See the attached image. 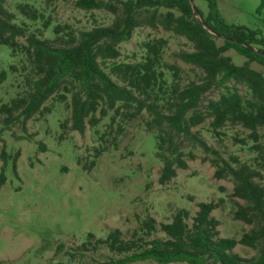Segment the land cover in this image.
Here are the masks:
<instances>
[{"label": "trees", "instance_id": "1", "mask_svg": "<svg viewBox=\"0 0 264 264\" xmlns=\"http://www.w3.org/2000/svg\"><path fill=\"white\" fill-rule=\"evenodd\" d=\"M205 1L206 13L196 5L202 24L190 0H76L79 9L112 13V22L80 31L70 25H56L55 37L50 40L43 37L42 29L18 23L16 13L0 0V46H8L13 55L25 56L27 62L23 67L27 73L26 90L0 105L1 143L4 131L15 125L26 131L27 122L35 115L50 113L51 108L45 106L50 99L66 103L70 98L71 114L62 128L68 122L72 130L81 134L87 125L97 127L110 113V128L120 118L133 121L145 117V128L155 135L156 155L163 164L159 182L168 183L177 175V169L188 168L187 159L196 158L192 151L183 149L184 143L200 147L205 153L203 160L215 168V178L230 179L233 198L244 202L236 203L234 218L253 225L240 238L222 237L220 221L212 215L219 204L200 202L193 217L187 209H178L170 222L159 226L153 217H147L130 237L118 228L101 238L89 233L85 242L68 252L72 260L93 256L106 248L112 254L125 256L108 262L92 257L89 264H128L138 260L160 264H264V132L260 131L264 128V71L254 67L264 68V37L257 29L228 23L217 0ZM259 9L264 10V0ZM17 11L34 22L44 17L29 3L19 4ZM50 23L47 18L43 28ZM140 26L162 27L187 39L193 50L180 51L176 56L200 70L198 79L183 82L182 68L165 58L168 40L163 37L145 41L138 60L117 61L119 45ZM229 51L243 56L245 61L236 64ZM7 74L0 70V84ZM239 85L245 87V93ZM214 89L220 90L218 97L207 98ZM208 119L216 137L222 135L226 125L249 130L248 139L253 142L250 148L256 155L250 161L234 155L224 157L194 130ZM0 156L2 185L8 158L13 160L16 172L19 153L11 157L3 147ZM158 230L165 236L152 238ZM239 244L261 246L257 255L246 258L234 252Z\"/></svg>", "mask_w": 264, "mask_h": 264}, {"label": "rangeland", "instance_id": "2", "mask_svg": "<svg viewBox=\"0 0 264 264\" xmlns=\"http://www.w3.org/2000/svg\"><path fill=\"white\" fill-rule=\"evenodd\" d=\"M75 1L5 0V6L16 13L18 23L42 29L43 37L50 40L55 37L53 28L56 25H70L80 31L112 22V13L79 9ZM193 1L206 13L205 0ZM217 1L228 23L257 29L264 37V10L259 9L261 0ZM21 3L36 7L44 15L43 19L34 22L19 15L17 6ZM47 18L51 23L44 29ZM158 37L168 40L165 58L182 68L183 82L197 80L200 70L176 56L180 51H192L191 43L162 27L136 28L131 38L119 45L117 61L138 60L143 53V43ZM228 54L236 64L245 61L234 51ZM26 64L25 56L13 55L8 46H0V70L8 73L7 79L0 84V105L26 90L27 73L23 69ZM254 67L264 71L259 65ZM238 87L245 93L243 85ZM219 92L214 89L206 97L217 98ZM45 106L50 107L51 112L35 115L27 122L26 131L15 125L2 133L0 152L4 147L11 157L17 153L19 157L16 172L13 160L8 158L4 167L6 180L0 185V264H89L92 257L108 262L125 255L112 254L103 248L93 256L87 254L72 260L68 252L85 242L89 233L101 238L118 228L125 237H130L147 217H153L157 226L170 222L178 209H187L193 217L200 202L219 204L212 215L220 221V236L240 238L252 229L253 225L234 218L236 203L244 202L233 198L230 179L215 178V168L203 160L202 148L184 143L183 149L192 151L196 158L187 159V169H177L171 181L161 184L159 176L163 164L156 155V137L145 128V117L133 121L120 118L110 128V113L97 127L87 125L81 134L72 130L68 122L62 128L71 114L70 98L66 103L50 99ZM209 123L210 119L194 130L224 157L234 155L250 161L256 155L250 148L253 142L248 139L249 130L226 125L221 129L222 135L216 137ZM260 131L264 132V128ZM2 165L0 156V173ZM164 236L158 230L152 238ZM258 248L239 244L234 252L251 258L257 255ZM128 264L160 263L138 260Z\"/></svg>", "mask_w": 264, "mask_h": 264}, {"label": "water", "instance_id": "3", "mask_svg": "<svg viewBox=\"0 0 264 264\" xmlns=\"http://www.w3.org/2000/svg\"><path fill=\"white\" fill-rule=\"evenodd\" d=\"M190 3H191V5H192V7H193V10H194V12H195V16H196V18H198V20L200 21V23L203 24L202 19H201V17H200V14H199V12H198V9H197V7H196L194 1H193V0H190Z\"/></svg>", "mask_w": 264, "mask_h": 264}]
</instances>
